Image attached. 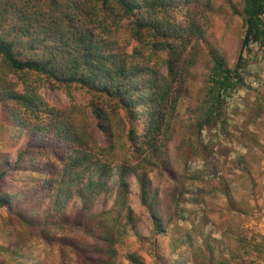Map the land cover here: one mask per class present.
Here are the masks:
<instances>
[{
  "label": "rangeland",
  "instance_id": "rangeland-1",
  "mask_svg": "<svg viewBox=\"0 0 264 264\" xmlns=\"http://www.w3.org/2000/svg\"><path fill=\"white\" fill-rule=\"evenodd\" d=\"M62 1L70 16L83 14L84 20H91L86 16L87 9L98 5L93 21L99 25L98 21L103 20L102 26L110 27L106 16L109 9L100 3ZM241 8L242 0H192L190 15L181 5L168 12L170 22L181 28L186 27L189 16L202 38L192 40L186 50L185 59L190 65L175 85L176 106L163 150L165 164L159 163L148 180L165 233L159 245L166 251L174 245L175 256L182 255L187 264H217L219 260L264 264V42L252 38L248 47H242ZM102 26L93 30L99 37H105ZM112 37L117 41V52L127 55L128 61L165 73L166 55H151L146 46L150 37L137 43L124 28ZM212 56L222 58L230 69L241 58L244 80V86L225 99L219 117L213 118L216 122L207 117ZM5 77L18 93L23 92L16 77ZM28 84L45 107L66 109L75 104L74 116L85 118L98 147L109 145L110 139L98 127L89 108L90 97L83 89L72 86L67 96L63 89H49L35 77H30ZM103 107L104 112L115 115L110 108L113 105L106 103ZM10 126L0 108V172H6L0 180V196L11 199L10 205L0 207V264H92L96 240L82 225H67L60 216L51 215V198L40 190L46 179L44 171L51 175L62 171L51 151L52 144L30 143L28 135H12ZM103 127H107L104 122ZM110 127L116 132L118 152L125 140L119 118L113 117ZM27 150L30 161L23 173L16 167V160L20 152ZM122 155L120 152L117 157ZM131 162V166L136 165L134 160ZM116 164L113 172L117 171ZM32 166L37 168L39 179L31 174ZM115 183L113 177L110 189L98 197L91 213L111 208ZM128 183L124 207L131 209L132 219L122 213L118 220L117 263L132 264L128 257L133 255L139 264H160L162 257L152 250V220L139 203L136 181L129 178ZM79 209V201L73 197L65 218L73 220ZM166 251H161L163 259Z\"/></svg>",
  "mask_w": 264,
  "mask_h": 264
},
{
  "label": "trees",
  "instance_id": "trees-1",
  "mask_svg": "<svg viewBox=\"0 0 264 264\" xmlns=\"http://www.w3.org/2000/svg\"><path fill=\"white\" fill-rule=\"evenodd\" d=\"M62 2L0 0V108L11 124L12 135L21 132L25 137L28 135L30 143L52 144L51 151L62 171L56 175L44 171L46 179L40 190L51 198V215L60 216L67 225H82L86 234L96 240L92 264H119L115 249L118 220L122 213L126 219H132L131 209L124 207L129 178L136 181L139 203L152 220V250L162 257L160 264H187L182 255L175 256L174 245L168 251L159 245L165 233L150 193L148 175L159 163L165 164L163 150L176 106L175 85L190 65L185 55L191 41L202 38L201 30L189 16L186 27L181 28L170 22L168 12L181 5L190 15L192 0H93L109 9L106 16L110 18V27L102 26L103 20L98 21L99 25L93 21L98 5L87 9L86 16L91 20H84L83 14L70 16L72 13ZM239 15L244 28L242 47H248L252 38L264 42V0H242ZM98 26H102L105 37L94 34ZM120 28L131 33L137 43L151 38L146 45L151 55H166L164 74L136 65L128 61L127 55L117 52V41L110 37ZM212 61L207 117L216 122L213 118L219 117L225 99L244 86L243 64L240 58L230 69L222 58L212 56ZM7 75L22 83V93L9 84ZM30 77L45 83L49 89H63L67 96L72 86L83 89L90 97L89 108L98 127L110 139L109 145L98 147L85 118L74 116L75 104L54 109L38 101L35 89L28 84ZM106 103L113 105L110 108L115 115L103 111ZM113 117L119 118L120 131L125 135L118 152L116 132L110 127ZM103 122L107 127H103ZM120 152L123 155L118 158ZM29 153L27 150L17 155L16 167L23 173L30 161ZM132 160L135 166L130 165ZM115 163L117 171L113 172ZM32 168L31 174L39 179L37 168ZM5 175L1 171L0 180ZM113 177L116 190L111 208L99 214L91 213L98 197L110 189ZM73 197L78 199L80 209L73 220H67L64 214ZM10 201L9 196H0V207L10 205ZM161 251L167 252L165 259ZM212 251L208 256L211 257ZM128 260L132 264L140 263L133 255ZM217 264L229 263L219 260Z\"/></svg>",
  "mask_w": 264,
  "mask_h": 264
}]
</instances>
